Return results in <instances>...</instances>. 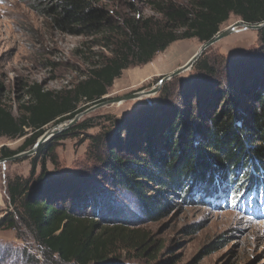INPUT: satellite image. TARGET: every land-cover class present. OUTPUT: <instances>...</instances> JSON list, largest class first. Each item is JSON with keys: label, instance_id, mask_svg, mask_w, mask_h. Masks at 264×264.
Returning a JSON list of instances; mask_svg holds the SVG:
<instances>
[{"label": "trees", "instance_id": "1", "mask_svg": "<svg viewBox=\"0 0 264 264\" xmlns=\"http://www.w3.org/2000/svg\"><path fill=\"white\" fill-rule=\"evenodd\" d=\"M184 1L183 6L153 3L152 9L163 17L161 24L118 18L102 0H30V8L62 34L84 38L124 34V38L113 45L111 57L73 89L52 93L38 85L25 88L27 101L19 105L18 117L0 103V137L24 138L15 151L1 147L0 160L29 151L49 129L104 102L107 90L123 71L151 63L171 44L190 39L206 44L218 35L231 15L247 25L264 24V0ZM179 28L183 31L178 32ZM258 37L264 42V27ZM198 69L207 70L204 63ZM256 82L257 88L261 82L260 90L250 95L244 90L248 94L247 107L241 112L228 102L226 97L230 95L226 93L222 109L212 116L206 112L194 116L189 111L184 116L143 124V130L126 140L127 144L122 140L118 148L97 153L96 159L111 172L113 193L134 200L140 215L126 216L127 206L117 202L119 198L102 205L90 191L69 200L59 194L57 185L37 189L48 182L46 162L54 161L59 142L90 128L78 122L42 144L28 158L31 169L27 178L6 179L13 213L0 219V229L16 230L21 224L51 264H120L117 251L138 250L145 254L149 250V238L130 229L139 224L141 216L153 221L174 201L189 203L199 197L213 200L221 195L219 185L223 182L230 188L225 205L236 204L244 193L241 207L247 203L253 205V211H263L264 71ZM97 144L93 152H97ZM38 165L40 173L36 175ZM217 243L209 248H217Z\"/></svg>", "mask_w": 264, "mask_h": 264}, {"label": "rangeland", "instance_id": "2", "mask_svg": "<svg viewBox=\"0 0 264 264\" xmlns=\"http://www.w3.org/2000/svg\"><path fill=\"white\" fill-rule=\"evenodd\" d=\"M29 1L0 0V103L14 117L19 116V105L27 101L25 88L38 85L52 93L73 89L92 69L111 57L113 45L124 38V34L93 38L62 34L33 11ZM155 2L186 5L184 0H102L118 18L162 24L163 17L152 9ZM238 22L241 19L231 15L220 32ZM203 45L196 39L178 41L158 53L151 63L123 71L107 90L105 101L151 91L162 78L186 65ZM202 63L207 70L198 69ZM262 71L264 42L258 32L237 30L206 49L189 69L164 82L155 94L105 106L81 118L79 122L90 128L59 142L54 161L46 162L48 182L37 189L57 185L61 189L59 194L69 200L90 191L102 205L119 198L117 202L127 206L126 216L140 215L134 200L113 193L111 172L96 159L97 153L118 148L122 140L128 143L126 140L143 130L145 124L178 114L184 116L189 111L194 116L205 112L212 116L220 110L226 93L230 95H225L228 102L241 112L247 107L248 94L244 90L249 95L260 90L261 82L257 88L256 79H262ZM236 90V96H231ZM23 140L0 137V148L15 151ZM98 142L97 152H93ZM28 158L0 164V219L13 213L6 179L27 178L31 169ZM39 173L40 165L36 175ZM224 185H219L221 195L213 200L199 197L189 203L174 201L153 221L141 216L139 224L130 229L149 238V250L145 254L138 250L117 251L120 264H264V210L253 211V205L247 203L241 207L244 193L239 200L235 197L236 204L225 205L223 201L228 203L230 188ZM217 241V248H209ZM51 263L21 224L16 230L0 229V264Z\"/></svg>", "mask_w": 264, "mask_h": 264}, {"label": "water", "instance_id": "3", "mask_svg": "<svg viewBox=\"0 0 264 264\" xmlns=\"http://www.w3.org/2000/svg\"><path fill=\"white\" fill-rule=\"evenodd\" d=\"M264 27V24H260V25H247L244 24L243 22H238L235 23L229 27H227L224 31H221L218 33V35L213 38L210 42L206 43L203 45V47L200 49L199 53H197L194 57H192L187 63L186 65H184L183 67H181L180 69L176 70L175 72L171 73L169 76L164 77L160 80V82L157 84V86L152 89L149 92H141V93H136V94H131L129 96H125V97H121V98H117V99H113V100H108V101H104L100 104H97L93 107H90L88 109H86L85 111H83L82 113L76 115L74 117L73 120L60 124L58 126H55L51 129H49L48 131H46L36 142V144L34 145V147L32 149H30L29 151L26 152H22L19 153L15 156H13L10 159H6V160H1L0 164L5 163V162H13L16 160H20L23 158H27V157H31L33 156L36 151L38 150V148L46 143L47 141H49L52 137L58 135L59 133L67 130L68 128L72 127L73 125H75L76 123H78L80 121L81 118H83L84 116L88 115L89 113L100 109L102 107L105 106H109V105H119L125 101H129V100H134L143 96H148V95H153L155 94L159 88L161 87V85L170 80L171 78L181 74L182 72H184L185 70L189 69L197 60L198 58L201 56V54L208 49L209 47H211L213 44L219 42L220 40L230 36L231 34H233L234 32H236L237 30L241 29V30H251V31H260L262 28Z\"/></svg>", "mask_w": 264, "mask_h": 264}, {"label": "bare ground", "instance_id": "4", "mask_svg": "<svg viewBox=\"0 0 264 264\" xmlns=\"http://www.w3.org/2000/svg\"><path fill=\"white\" fill-rule=\"evenodd\" d=\"M144 71V70H143ZM147 74V73H146Z\"/></svg>", "mask_w": 264, "mask_h": 264}]
</instances>
